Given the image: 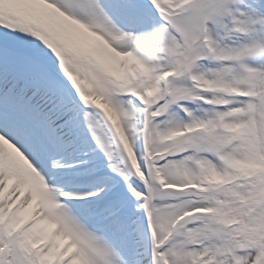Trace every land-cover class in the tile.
Masks as SVG:
<instances>
[{"label": "snow or ice", "instance_id": "snow-or-ice-1", "mask_svg": "<svg viewBox=\"0 0 264 264\" xmlns=\"http://www.w3.org/2000/svg\"><path fill=\"white\" fill-rule=\"evenodd\" d=\"M0 264H264V0H0Z\"/></svg>", "mask_w": 264, "mask_h": 264}]
</instances>
